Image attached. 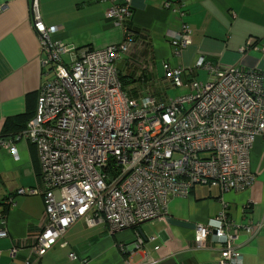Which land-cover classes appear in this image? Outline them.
Returning a JSON list of instances; mask_svg holds the SVG:
<instances>
[{
  "label": "built area",
  "instance_id": "2783aa9c",
  "mask_svg": "<svg viewBox=\"0 0 264 264\" xmlns=\"http://www.w3.org/2000/svg\"><path fill=\"white\" fill-rule=\"evenodd\" d=\"M131 2L106 12L123 31L121 42L78 51L52 38L58 28L44 24L36 0L30 6L49 77L32 118L13 139L33 144L39 160L44 224L32 248L37 259L57 244L64 246L65 233L77 221L89 228L104 225L110 235L157 220L188 221L195 187L225 193L254 184L250 154L256 139L264 144V69H220L200 57L189 69L207 73L199 82L183 80V66L163 62L169 85L188 93L162 101L129 98L116 68L130 49ZM163 7L180 12L170 0ZM191 42L185 25L164 38L176 56ZM28 194L38 191L31 188ZM226 209L221 201L212 223L193 224L189 248L204 247L212 235L219 248L215 264H242L241 251L261 225H238ZM6 236L0 231V238ZM68 257L76 259L73 253Z\"/></svg>",
  "mask_w": 264,
  "mask_h": 264
},
{
  "label": "crops",
  "instance_id": "0c3cea01",
  "mask_svg": "<svg viewBox=\"0 0 264 264\" xmlns=\"http://www.w3.org/2000/svg\"><path fill=\"white\" fill-rule=\"evenodd\" d=\"M33 1L0 0V213L8 208L5 216L0 214V231L7 233L0 238V264H215L219 248L212 235L199 249H190L188 243L193 224L212 223L221 201L236 224L261 225L241 254L242 264H264V144L260 139L250 154L254 184L225 193L195 187L188 221L157 220L113 235L104 225L89 228L77 221L65 233L64 246L57 244L39 259L35 257L32 248L44 224V204L41 192L29 195L28 191H41L40 165L33 144L13 139L32 118L38 92L49 77L41 65L38 38L31 26ZM36 1L44 24L58 28L52 38L69 51L99 50L122 41L123 31L106 12L125 0ZM170 1L182 16L164 9V0L131 2L128 26L150 37L156 67L161 68L162 62L181 65L183 80L199 82L208 79L207 73L189 69L200 57L220 69H264V0ZM183 25L189 29L192 44L176 56L164 38ZM201 74L204 79L199 78ZM19 189L26 194H19ZM247 206L251 207L249 213L244 212ZM139 239L143 243L137 247ZM71 253L75 260L69 259Z\"/></svg>",
  "mask_w": 264,
  "mask_h": 264
},
{
  "label": "trees",
  "instance_id": "16d2710c",
  "mask_svg": "<svg viewBox=\"0 0 264 264\" xmlns=\"http://www.w3.org/2000/svg\"><path fill=\"white\" fill-rule=\"evenodd\" d=\"M127 31L130 32L132 38L130 49L121 57L116 68L121 88L129 98L134 100L152 96L158 101H162L164 92L170 85L164 75L159 77V74L153 73L152 67L155 66V58L150 37L132 26L127 25ZM37 191L38 194L41 192ZM7 210L8 208L2 210L0 214L5 216ZM2 218L4 219V217Z\"/></svg>",
  "mask_w": 264,
  "mask_h": 264
},
{
  "label": "rangeland",
  "instance_id": "374dc122",
  "mask_svg": "<svg viewBox=\"0 0 264 264\" xmlns=\"http://www.w3.org/2000/svg\"><path fill=\"white\" fill-rule=\"evenodd\" d=\"M66 59V58H65ZM153 73L156 75L159 74V77H163L164 72L162 70V68H160V66H153L152 67ZM47 72V69L45 70V73ZM200 79H204V75L201 74V76L199 77ZM199 80V79H198ZM201 81V80H200ZM188 93V90L186 88H173L171 86L168 87V90L166 92H164L163 98L166 100H170V99H174L177 96H182L184 94ZM197 188V187H196ZM214 189V188H211ZM216 190V189H215Z\"/></svg>",
  "mask_w": 264,
  "mask_h": 264
},
{
  "label": "water",
  "instance_id": "95a60500",
  "mask_svg": "<svg viewBox=\"0 0 264 264\" xmlns=\"http://www.w3.org/2000/svg\"><path fill=\"white\" fill-rule=\"evenodd\" d=\"M142 243H143V240H142ZM162 264H175L173 261H170V262H164V263H162Z\"/></svg>",
  "mask_w": 264,
  "mask_h": 264
}]
</instances>
